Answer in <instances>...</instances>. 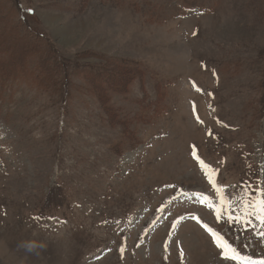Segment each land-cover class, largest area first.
Segmentation results:
<instances>
[{
  "label": "rangeland",
  "instance_id": "1",
  "mask_svg": "<svg viewBox=\"0 0 264 264\" xmlns=\"http://www.w3.org/2000/svg\"><path fill=\"white\" fill-rule=\"evenodd\" d=\"M262 200L264 0H0V264L261 259Z\"/></svg>",
  "mask_w": 264,
  "mask_h": 264
},
{
  "label": "snow or ice",
  "instance_id": "2",
  "mask_svg": "<svg viewBox=\"0 0 264 264\" xmlns=\"http://www.w3.org/2000/svg\"><path fill=\"white\" fill-rule=\"evenodd\" d=\"M212 133L209 132V135H211ZM200 163L203 165V161H200ZM213 173H215V169H213ZM207 179H208V182L209 184L213 187V189L215 191L218 192V194L220 195V203L221 205H227L229 202L225 199V195L223 193L222 190H220L218 187H217V183L215 180H213L212 178V175L208 174V173H205ZM197 197H200V196H203L202 193H197L196 195ZM207 200L204 202L206 203ZM249 205H245V209L248 208ZM207 207L212 210V211H215L216 212V217L217 219L220 218L221 216V212L223 211V209H218L214 204H207ZM258 207V212L260 214H257L256 216V219L259 221V225H260V231L257 233V235L264 239V200H262L260 202V205L257 206ZM251 215V213L245 211L244 215L243 216H235L233 217L231 215V213H229L228 215V219L229 220H233L235 219L236 221H239L241 223H250L248 217ZM193 219L197 222V223H200L201 226L207 231L209 232L213 237H216L217 238V246L221 248L222 252H223V258L224 259H227V260H230V261H233L235 262V264H264V258H261V259H253L252 257L250 256H245L243 254V252L241 250H239L238 248H235L233 247L230 243H227L225 242V244H220L219 243V236H218V233L216 232L215 229L209 227L206 223H203L200 219L199 216H194ZM179 221H174V225L176 223H178ZM228 249L231 250V255H229V252H228Z\"/></svg>",
  "mask_w": 264,
  "mask_h": 264
},
{
  "label": "trees",
  "instance_id": "3",
  "mask_svg": "<svg viewBox=\"0 0 264 264\" xmlns=\"http://www.w3.org/2000/svg\"><path fill=\"white\" fill-rule=\"evenodd\" d=\"M30 16H35V15L34 14H30ZM92 56L104 60L100 56H97V55H92ZM13 58L14 57L11 56L10 57V60L13 61ZM119 62L120 61H118V60H115V61H106V63L108 65H112V67L115 69L114 71H111L110 72V75H111L110 78H111V80H114L115 75L118 76V74H119V72H118V67L120 66L119 65L120 63ZM13 64H14V62H13ZM101 71L102 72H92V73H90L88 75H85L84 78H86L88 80H91L92 82H98L102 78V73L106 72L105 69L104 70H101ZM117 72H118V74H117ZM119 76H120V78L118 79V81L119 82H123L124 80H123L122 76L120 74H119ZM123 83L126 85V81L123 82ZM113 88L116 89L115 86ZM103 99H104V101H107V102L109 101V99H106V96H103ZM101 102L104 103L103 101H101ZM108 104H109V102H108ZM114 115H116L115 112H111V111H108L107 112V116H112V117L109 118L110 121L113 122L114 124H118V121L116 120V117H113ZM122 125L125 126V124H122Z\"/></svg>",
  "mask_w": 264,
  "mask_h": 264
},
{
  "label": "clouds",
  "instance_id": "4",
  "mask_svg": "<svg viewBox=\"0 0 264 264\" xmlns=\"http://www.w3.org/2000/svg\"><path fill=\"white\" fill-rule=\"evenodd\" d=\"M36 234L33 233V236ZM17 248L20 250H23L25 253L28 254H39L40 250L46 248V242L35 239V238H30V239H23L18 242Z\"/></svg>",
  "mask_w": 264,
  "mask_h": 264
}]
</instances>
